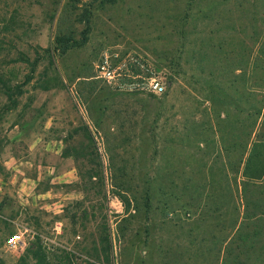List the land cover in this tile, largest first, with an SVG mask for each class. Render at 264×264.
Masks as SVG:
<instances>
[{
	"label": "rangeland",
	"instance_id": "1",
	"mask_svg": "<svg viewBox=\"0 0 264 264\" xmlns=\"http://www.w3.org/2000/svg\"><path fill=\"white\" fill-rule=\"evenodd\" d=\"M86 2L0 0V258L38 235L53 264H264V182L242 176L264 131V0L95 2L88 41L52 55ZM103 52L141 56L165 91L118 90ZM37 56L6 111L2 83Z\"/></svg>",
	"mask_w": 264,
	"mask_h": 264
},
{
	"label": "trees",
	"instance_id": "2",
	"mask_svg": "<svg viewBox=\"0 0 264 264\" xmlns=\"http://www.w3.org/2000/svg\"><path fill=\"white\" fill-rule=\"evenodd\" d=\"M118 0H87L85 5L82 8V11L77 18L78 23L82 25V28L79 30L78 35L75 34L74 30L62 31L55 35L54 42L51 47L52 55L58 54L62 55L68 52L70 49L78 48L83 46L89 37V33L91 30V15H92V5L95 2L100 3H110L114 4ZM49 52V49H48ZM51 56V53H49ZM41 56H37L30 62L31 67L29 72L25 75L24 79L21 82L16 84H7L5 82L2 83L3 93L6 95L7 102L4 105V109L11 110L13 109L17 103L18 98L25 92V86L33 79V74L36 69V65L40 60ZM245 71V70H244ZM1 81V76H0ZM45 89L47 86H43ZM263 124V123H262ZM259 132L256 135V140L251 144L248 154L245 158L242 176L246 179L243 182L248 183L249 180H255L254 183L256 187L264 182V140H262V135L264 133ZM258 233L257 231L255 232ZM253 247V246H252ZM261 248V247H260ZM262 253V251H260ZM258 255L257 264H260V254ZM264 255V254H263ZM110 256L107 254L106 257L103 258L105 263H111L109 258ZM257 258V257H256ZM68 261L66 264L71 263V258H66ZM88 264H92L87 261ZM240 263V262H239ZM238 263V264H239ZM0 264H7L3 259L0 258ZM16 264H53L50 260V257L42 244V241L38 235H34L33 241L28 245L23 253L19 256Z\"/></svg>",
	"mask_w": 264,
	"mask_h": 264
},
{
	"label": "built area",
	"instance_id": "3",
	"mask_svg": "<svg viewBox=\"0 0 264 264\" xmlns=\"http://www.w3.org/2000/svg\"><path fill=\"white\" fill-rule=\"evenodd\" d=\"M119 59L118 54L112 56L108 52H103L96 64L98 77L116 86L120 91L154 94H162L165 91L164 82L150 62L134 54H126L124 58ZM22 242V234H12L7 237L5 246L15 249Z\"/></svg>",
	"mask_w": 264,
	"mask_h": 264
}]
</instances>
